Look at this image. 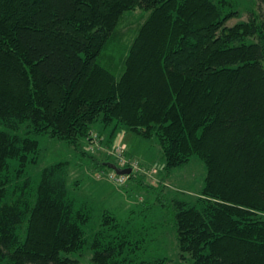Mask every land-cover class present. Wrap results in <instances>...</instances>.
Returning <instances> with one entry per match:
<instances>
[{
	"label": "trees",
	"instance_id": "trees-1",
	"mask_svg": "<svg viewBox=\"0 0 264 264\" xmlns=\"http://www.w3.org/2000/svg\"><path fill=\"white\" fill-rule=\"evenodd\" d=\"M233 7L0 0V264H75L86 246L93 264H137L129 251L138 241L109 236L118 229L110 214L84 237L89 213L69 197L66 162L44 168L33 189L25 175L39 160L31 136L94 158L86 140L96 123L106 146L122 130L156 140L166 171L203 163L200 193L174 206L181 254L193 264H264V16L227 27ZM135 12L129 35L120 25ZM128 35L117 65L105 67L110 45Z\"/></svg>",
	"mask_w": 264,
	"mask_h": 264
},
{
	"label": "rangeland",
	"instance_id": "rangeland-1",
	"mask_svg": "<svg viewBox=\"0 0 264 264\" xmlns=\"http://www.w3.org/2000/svg\"><path fill=\"white\" fill-rule=\"evenodd\" d=\"M228 1L235 4L233 8L239 14L226 23L227 27L247 21L251 14L257 18L264 16V8L259 0ZM139 14L135 12L126 19L130 26L126 24L122 27V22L120 30L126 32L130 28L129 35H133L138 25L134 18ZM129 35L122 42L110 45L107 50L110 52L109 57L100 60L106 64L105 67L117 65L123 46L130 41ZM0 130H5L1 122ZM100 130L101 125L96 123L93 134L98 137ZM24 131L21 128L18 133L21 135ZM120 133L123 138L119 137L117 141L116 137L109 146L104 145L105 137L102 136L98 148L89 151L94 158L82 155L66 142L50 139L46 135L31 136L39 144V160L37 164L29 166L25 174L30 178L31 189L38 184L44 168L66 162L65 178L69 197L75 208L87 209L89 213V220L82 227L87 241H91L93 234L101 229L103 215L108 213L118 227L116 231H109V236H124L131 241H138L140 249L129 251V256L137 264H158L160 260H165L163 264H193L190 255L181 254L177 247L174 206L176 201L191 202L200 193L206 174L203 163L197 157H192L184 166L166 171L156 140L141 139L124 130ZM86 142V148L94 146V142ZM113 145L122 146L125 156L133 160L143 172L133 171L135 177H127L123 184L110 181L108 175L117 174L101 165L114 164V159L106 154V150ZM105 157L109 160L106 161ZM91 256L86 246L81 252L72 255L71 259L77 261L75 264H93Z\"/></svg>",
	"mask_w": 264,
	"mask_h": 264
},
{
	"label": "built area",
	"instance_id": "built-area-1",
	"mask_svg": "<svg viewBox=\"0 0 264 264\" xmlns=\"http://www.w3.org/2000/svg\"><path fill=\"white\" fill-rule=\"evenodd\" d=\"M94 142V146L89 145L87 149L89 151H93L94 149L98 148V144L102 140L101 138L97 137L96 135L92 134L87 141ZM106 154L114 159V164L119 169H130L131 173L135 172H143L138 168V165L131 159L127 158L124 154V149L122 146L113 145L110 149L106 150ZM139 169V170H138ZM129 176H121L113 174L108 175V179L114 183L123 184L125 179Z\"/></svg>",
	"mask_w": 264,
	"mask_h": 264
},
{
	"label": "water",
	"instance_id": "water-1",
	"mask_svg": "<svg viewBox=\"0 0 264 264\" xmlns=\"http://www.w3.org/2000/svg\"><path fill=\"white\" fill-rule=\"evenodd\" d=\"M107 165H108L107 167L110 168L112 171H114L117 175L129 176L131 174L130 169H119L114 164H107Z\"/></svg>",
	"mask_w": 264,
	"mask_h": 264
},
{
	"label": "crops",
	"instance_id": "crops-1",
	"mask_svg": "<svg viewBox=\"0 0 264 264\" xmlns=\"http://www.w3.org/2000/svg\"><path fill=\"white\" fill-rule=\"evenodd\" d=\"M119 137L123 138V135H122L121 133L118 134V136H117V141H119Z\"/></svg>",
	"mask_w": 264,
	"mask_h": 264
}]
</instances>
